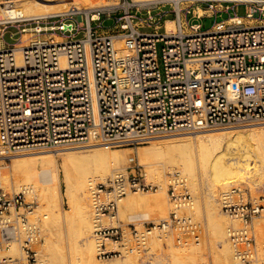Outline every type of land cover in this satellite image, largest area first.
Segmentation results:
<instances>
[{"label": "built area", "instance_id": "1", "mask_svg": "<svg viewBox=\"0 0 264 264\" xmlns=\"http://www.w3.org/2000/svg\"><path fill=\"white\" fill-rule=\"evenodd\" d=\"M77 1L67 11L30 19L37 23L34 34L46 33L25 43L3 41L0 28V158L64 143L132 145L176 131L264 121V23L252 24L264 19V0H179L178 5L197 4L178 10L173 0L153 5L102 0L92 6L95 0ZM162 1L173 5L174 29H166V19L162 27L147 24L150 28L144 29L137 14L144 11L152 18L151 11L164 5ZM240 3L246 6L245 16L236 13ZM220 11L232 13L210 28L202 29L193 20L190 31L184 29V15L201 19ZM156 13L157 20L166 15ZM102 17H112L113 24L102 27ZM24 21L0 18V25ZM167 179L176 209L193 201L179 170L168 172ZM155 188L144 181L139 164L95 183L91 196L98 258L127 250L105 244L124 236L120 224L104 222L115 217L118 200L127 192ZM33 204L23 191L0 186V264L36 261L35 234L27 218ZM220 204L234 221L228 231L234 258L250 261L255 254L251 222L264 204L249 199L241 186L225 190ZM128 226L141 243L139 236L155 226L190 231L198 238V224L176 210L144 231ZM13 241L19 243V255L8 254Z\"/></svg>", "mask_w": 264, "mask_h": 264}, {"label": "bare ground", "instance_id": "2", "mask_svg": "<svg viewBox=\"0 0 264 264\" xmlns=\"http://www.w3.org/2000/svg\"><path fill=\"white\" fill-rule=\"evenodd\" d=\"M1 1L2 0H0V2ZM101 1L102 0H95L90 2L89 5L92 6L100 3ZM134 1L138 3H150L158 0ZM173 1L178 10L179 0ZM78 4L77 0H25L23 4H21L20 8L11 6L4 8L1 11L3 13L2 15H4L2 18H10L16 21H21L44 18L55 13L67 11L71 6H78ZM165 26L167 30H173L174 20H165ZM25 29L26 28L22 30ZM117 42L119 47H122V41L117 40ZM212 129L213 128L200 129L198 131L202 132L199 134L192 132L195 134L194 137L191 135L193 138H184L183 136V138H179V136L177 139L173 137L159 138L155 141L153 140L150 146L139 147L136 151V157L146 166L147 178L149 180H153V182L155 180L159 184L160 189L151 193L149 192L150 194H128L122 196L118 200V202H120V210L127 207H130L129 209H131V207L138 209L144 205H149V207L153 206L152 208L157 209V207H161V205H166L168 203L166 198V170H179L182 173V176L187 179L186 173H189L192 169V158L190 154L193 150L200 154L206 165H209L206 191L208 192V197L211 199L222 194L225 190L232 187L233 184L235 185V183L242 184L250 182L251 186L255 185L256 187L257 185L258 188L260 186H264V126L258 127L250 125L244 128L240 127L230 130ZM171 138L175 140H172ZM89 145H93L91 147L92 151L90 152V155L94 159H91V163H93L94 167L89 164H82L80 159L76 158V155L71 152H62L59 155L56 151L47 152L40 150L32 156L29 155L30 158H23L24 156H22V159L20 158L16 160L15 157H10L12 160H15L13 162L10 160L12 163L9 164V168L6 166L8 169L0 168V179L12 180L14 185L17 187H15L16 189H21L27 193L33 192L34 196L40 200V203L43 201L45 203L44 208L50 215L48 220H45L46 225L49 224L51 226L54 218L56 219V217H60V212H62V214L64 213L63 217L68 219L73 215L74 210H76L82 227L80 233L81 235H79L82 237L81 240L79 238L80 241L77 243L79 252L78 258L81 264H100L101 262H96L95 255V250H98L99 248L98 243L95 244L94 238L90 237L92 227L94 226L89 222V216L92 213L91 209L93 208L91 196L92 188L95 185L97 178L104 179L108 174H112L111 176L118 174V168L114 167V165L124 162L131 155L129 151L118 153L115 150H110L106 145L103 146L94 142ZM85 153L87 152L85 151ZM58 156H60L59 159ZM44 172H50V175H44V178L49 175V180L45 183L43 181L45 179H41L43 177H39L41 181L40 183L38 176ZM61 173L66 186L64 194L68 199L67 210H62V202L60 203L59 182ZM76 202H78L77 205L75 204ZM189 204L190 202L182 204L178 208L181 206H189ZM210 206L208 214L211 225L210 234L211 237L214 238H211V241H214V244L212 241L213 248L209 247L211 249H207L205 245H203L204 242L203 244L199 242H197V244L187 242L186 246L183 248L169 247L167 255L172 262L183 264L189 261L195 262L201 260L207 263L210 262L209 264H228V260H233V258H230L232 248L228 238L230 225L227 226V220L221 216L222 214L218 201L215 205L211 202ZM104 222L106 224H112V220L108 222V220L104 219ZM255 222H257L261 228H264L262 227L264 226V210H262V214ZM50 226L47 228L50 229ZM176 229L182 231L181 229ZM155 230L162 231V229H158V227L155 226L154 228L148 230V232L144 234L142 233L143 235L139 236V238L144 240L145 237H148L149 234L155 232ZM156 233H152L149 236L152 245H158L160 242L158 241L160 239H157L158 234ZM194 239L196 238L194 237ZM178 240H180V237ZM51 241L52 239L46 237V243H48V246L45 247H50L49 245L51 244ZM108 245H110V243ZM52 246L53 245H51V247ZM106 247L109 248L108 246ZM111 247L112 246H110V248ZM130 247L125 246L124 248L127 249L125 252H128V248ZM15 249L13 250L15 251ZM139 255L140 254L138 253L130 255L125 253L124 258L118 259L117 261L109 264H138V261L141 260ZM48 257L49 256L47 255V259ZM51 259L50 261H53V259ZM57 259L56 263H58ZM64 262L66 263V260ZM235 262H237V260ZM37 264H48V262L46 259L40 258Z\"/></svg>", "mask_w": 264, "mask_h": 264}, {"label": "rangeland", "instance_id": "3", "mask_svg": "<svg viewBox=\"0 0 264 264\" xmlns=\"http://www.w3.org/2000/svg\"><path fill=\"white\" fill-rule=\"evenodd\" d=\"M24 1L25 0H2L0 2V18L4 17V15H2L3 14L1 11L2 9L7 8V7H11V6L20 8L21 4H23ZM162 3H164V5L159 4L161 6L158 9L151 11L152 18L147 17V15L144 14V11L137 14L136 19L141 21L144 24V27H143L144 29L150 28L147 24H153V25L157 24L158 26L162 27L164 24L163 19H173V10H172L173 5L171 6L170 5L171 3H169L168 1H162ZM189 4L191 6H193L197 3H193L191 1H183V2L179 3V6L183 7V6H186ZM145 5H153V3H148ZM157 11H161V13H166V15H163L159 20H157L156 19L158 16L156 13ZM231 13H232V11H230V12L220 11V12L214 14L212 17L203 16L201 19H192L190 17V14H186L183 16V18H184L183 19L184 20L183 26H184V29L186 31H190L189 23L192 22L193 20H195V21L197 20V21L201 22V24H202L201 28L202 29L210 28L211 25L214 23V21L223 20V19L227 18L228 15H230ZM236 13L238 15L245 16L246 6L244 3H240L237 5ZM182 15H183V13H182ZM113 22H114V19L112 17L111 18L102 17V27H104V28L111 26L113 24ZM36 25H37V23L34 20H28V21H24L21 23L13 22L11 24H5V25L2 24V25H0V28L2 29L1 31L3 32L2 39H3V41L9 42V43H12V42L25 43L30 37L34 36L35 34L38 35V34L46 33L44 31V32L34 34L33 30H34V27ZM39 25L44 26L45 24L43 22H40ZM22 28H26V29L21 31ZM11 33H14V34L11 35ZM250 123H236V124H232V125L214 126V127H210V128H213L212 130H216V129L217 130L218 129L219 130L220 129L230 130L233 128L234 129L240 128V127L244 128V127H247L250 125L258 126V127L264 126V121L250 122ZM242 124H244V125H242ZM192 132H195V134H199L202 131L199 132L198 130H193V131H176V132L166 133V134H163L161 136L150 138L147 141L139 143V144H132V145L120 144V145H113V146L106 145L109 147L110 150H115L118 153H122L124 151L130 152L131 156L127 160L114 165V167L118 168L117 170L119 172H124L126 168H130L133 164H139L142 167V170L144 172V181H146L147 183H153L156 185L155 189H149L148 191L129 192V193H126L125 195H128V194H134V195H136V194L140 195L141 194V195H143V194H147V193L150 194L151 192H153L157 189H160L159 184L155 180L153 182V180H149L147 178L146 166L136 157L137 156L136 151L139 147L150 146L151 142L153 140L155 141L159 138L173 137V138L177 139L179 136H180L179 138H183V137L184 138H187V137L190 138L191 135L194 137L195 134ZM193 137H191V138H193ZM173 138H171V139L175 140ZM91 143H93V142H81V143L80 142H72V143H64L61 145H54V146H50V147L35 148V149H31L28 151H24V152L15 154V155L11 156V158L15 157L16 160L20 159V158L22 159V156H24L23 158H26V157L30 158V156L34 155L36 152H38L40 150L41 151H47V152H55L56 151V153L59 155L62 152H64V153H68V152L70 153L71 152L74 155H76V158L80 159L82 164H89L90 166L94 167L93 163H91V159L94 160L93 157H91V155H90V152L92 151L91 147L93 146V145H89ZM103 146H105V145H103ZM85 151L87 153H85ZM19 156H21V157H19ZM190 156L192 158V161H191L192 162V169L190 170L189 173H186V178H187L186 182H187L188 191L193 198V201L190 202L191 205L189 204V206H192V205L193 206L192 207H189L188 205L186 207L181 206L180 208L176 209L175 205H174L173 201L170 199L168 193H167V197H166L168 200V203L166 205H161L162 208L157 207L158 210L156 208H152L153 206L149 207V205L148 206L147 205L141 206L143 208L139 207L138 209L134 208V207L133 208L131 207V209H129L130 207L129 208L127 207V208H122L120 210V207H119L120 202H118V208H117L115 217H113L111 219H107V218H104V219L108 220V222L112 220V225L120 224L123 228L124 236H123L122 240L117 241L115 243H113L112 241H109V240L105 241V244H106V246L109 247V249H114V250L119 249V250L123 251V250H126L124 248L125 246H128V247H130V246L134 247L135 246V249L133 252H131V253L125 252V253L127 255L135 254V253L140 254L139 258L141 260L138 261V264H178V263L172 262L171 259L169 258V256L167 255L169 247L183 248L186 246L187 242L188 243L193 242V244H197V242L203 244V242H204L203 245H205V247L207 249L209 247L213 248V245H212L213 240L211 241V238H213V237H211V234H210L211 225L209 222V214H208L210 207H211L210 206L211 202H213V204L215 205V203H217V201H218L219 206H220V211L222 214L221 216L227 220L226 221L227 226H229L234 221H232L221 210V205H220V195L221 194L217 195V197L215 196L213 199L208 197V194H207L208 192L206 190H207V174L209 171V165L205 164L203 158L195 150L192 151ZM87 157H90V158H87ZM11 158L10 157L7 159L0 158V168L1 169H3V168L5 169L7 167L9 168V164L15 160V159L12 160ZM59 158H60V156H58V159ZM166 171L167 172H166L165 176H166V182H167V174L170 171L169 170H166ZM45 174L50 175V172L49 173L44 172L40 176H38V180L40 183H41V181H40L39 177L40 178L43 177L41 179H45V180H43L45 183L49 180V175H47L48 179H47V177L44 178ZM111 175L112 174H108L104 179L97 178L96 182L95 181L94 182L95 183L104 182L109 177H112ZM62 177H63V175L61 173V178H60V182H59L60 203L62 202L61 203V209L67 210L68 199H67L66 195L64 194L66 186H65V182L62 179ZM0 186L5 187L9 190H13V191H22L21 189H16L17 187L14 185V183L10 179H6V180L0 179ZM232 186H241V187L246 188L249 199H254L258 203L264 204V186H260L258 188L257 185H256V187H255V185L251 186L250 182L242 183V184H238V183L236 184L235 183V185L233 184ZM166 187H167V183H166ZM253 187H255V188H253ZM88 191H89V187H88ZM166 191H167V189H166ZM24 196H25V199L27 201H33V203H34L33 209L31 210V212H29L27 214V218H28V223L31 226V228L35 234V239L32 243V248L38 251V256H37L35 263L37 264L39 262V259L42 258V259H46L48 264H52V262H53V264H70L72 262H73L72 264H81V262L78 258L79 252H78L77 243L81 240V237H82V236H79V235H81L80 233H81L82 227L80 225V220H79V216L77 215V211L74 210L73 215L68 219L63 217L64 213L62 214V212H60V214H59L60 217L59 218L56 217V219L54 218V221L51 223V226L49 224H47L48 225L47 226L45 224V222H46L45 220H48L50 215L47 213L46 209L44 208L45 203L43 201L40 203L39 202L40 200L38 198H36V196H34L33 192H29V193L24 192ZM76 201H78V200H76ZM77 203L78 202H76L75 204L77 205ZM90 208H92V207H90ZM92 209H91L92 213L89 216V218H90L89 222H90V224L93 225V210ZM172 210H176L181 215L190 216L192 218V220L198 224V231L196 232V234H198V239H194V237H193L194 234L191 233L190 231H179L177 229H172L169 231L155 230V232H152L153 234L156 232H157L156 234H158L157 239H160V240H158V241H160L158 245L157 244L152 245V243L150 242L149 236L152 233L149 234L148 237H145L143 243L136 241L134 239V237L131 235V230L128 226L129 224H133L139 231H144L145 226H150L151 223L157 224L162 219L167 218ZM261 214H262V211H261L260 215ZM260 215L254 217L252 219V222H251L252 232H253L254 240H255V244H254L255 254H254L253 258L248 262H239V261L235 262L236 259H234V256H233L234 255V248L231 245L230 240H229V243H230L231 248H232V254H233V255L230 254V258H233V260H231L229 258L230 260H228V264H234V263L235 264H237V263L238 264H264V241H262V240H264V228H261V226L257 222H255L256 219H258L260 217ZM49 226H50V229L47 228ZM262 227H264V226H262ZM93 231H94V228L92 227L90 237L94 238L95 244L99 243L100 240L93 233ZM46 237H49V239H52L51 244L49 245L50 247H48V248L45 247V246H48V243H46ZM95 237H96V239H95ZM179 237H180V240H178ZM0 238H1V234H0ZM79 238H80V240H79ZM108 242L110 243V245H108L109 244ZM113 244H114V246H113ZM213 244H214V241H213ZM51 245H53L52 246L53 248L51 247ZM110 246H112V247L110 248ZM211 248H209V249H211ZM13 249H15V251ZM95 249H96V245H95ZM20 253H21V250H20L19 243L17 241H13L11 243V249L8 252V254L19 255ZM97 253H98V250H95L96 262L97 263L101 262L100 264H109L111 262H115L118 259H122L125 257V253L123 252V254L121 256H112L108 259H100L97 257ZM54 254H55V256H54ZM47 255L49 256L48 259H47ZM51 257H52L53 261H50ZM54 259H55V263H54ZM56 259H57L58 263H56ZM65 260H66V263L64 262ZM209 263L210 262L207 263V262H203V261L199 260V261H195V262L189 261V262H186L183 264H209ZM179 264H181V263H179Z\"/></svg>", "mask_w": 264, "mask_h": 264}, {"label": "crops", "instance_id": "4", "mask_svg": "<svg viewBox=\"0 0 264 264\" xmlns=\"http://www.w3.org/2000/svg\"><path fill=\"white\" fill-rule=\"evenodd\" d=\"M226 19V18H225ZM225 19H223V20H225ZM167 20V19H166ZM260 23H264V19H261V20H259V19H256V20H253L252 21V24L253 25H257V24H260Z\"/></svg>", "mask_w": 264, "mask_h": 264}]
</instances>
